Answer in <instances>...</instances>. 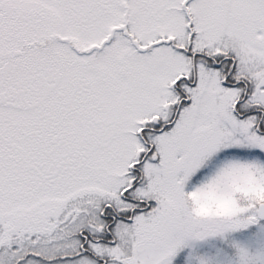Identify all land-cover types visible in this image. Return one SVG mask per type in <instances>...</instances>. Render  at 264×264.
I'll use <instances>...</instances> for the list:
<instances>
[{"label":"snow or ice","instance_id":"snow-or-ice-1","mask_svg":"<svg viewBox=\"0 0 264 264\" xmlns=\"http://www.w3.org/2000/svg\"><path fill=\"white\" fill-rule=\"evenodd\" d=\"M0 264H264V0H0Z\"/></svg>","mask_w":264,"mask_h":264}]
</instances>
